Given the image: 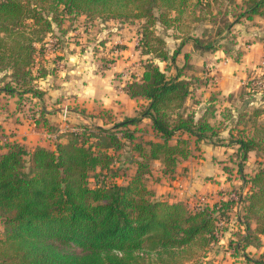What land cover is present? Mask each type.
Wrapping results in <instances>:
<instances>
[{"label": "trees", "instance_id": "trees-1", "mask_svg": "<svg viewBox=\"0 0 264 264\" xmlns=\"http://www.w3.org/2000/svg\"><path fill=\"white\" fill-rule=\"evenodd\" d=\"M224 1L233 2L0 0V72L4 74L0 94L18 98L20 105L41 100L44 93L36 81L57 73V68L44 67L37 58L45 56L46 36L61 28L65 16L144 21L140 54L146 57L140 73H131L124 86L131 99L145 102L137 116L111 127L93 121L73 127L61 135L55 150L37 147L31 152L17 143L0 145V264H155L149 262L152 255L157 259L166 256V264H211L194 262V256L206 254L219 241L220 224L231 223L232 217L244 228L243 245L234 248L261 247L264 123L256 124L255 118L263 114L262 108L241 114L243 119L252 110L248 129H238L240 120L231 128L230 142L239 146L242 163L251 152L261 158L253 175L242 174L238 201L191 209L183 202L157 199L147 185L155 161L162 162L164 174L173 176L180 161L191 156L192 142L217 137L221 128L210 122L215 118V104L201 117L187 106L204 84L186 73L188 55L175 75L161 69L159 63L174 62L185 43L174 34L182 43L170 57L157 28L176 29L187 13L195 16L199 10L202 15L196 22L204 21V8L212 14L213 6L221 8ZM234 8L219 11L226 22L218 38L230 37L239 23L264 17V0L235 2ZM192 39L196 50L213 52L223 47L216 40ZM62 60L58 55L52 62L57 67ZM247 88L239 98L250 97L257 90L250 84ZM44 115L40 107L34 119L39 122ZM225 115L229 120L233 117L230 110ZM144 120L150 121L152 139H147L150 131L143 127ZM119 158H124L123 163ZM124 165L127 171L133 169L131 174L124 172ZM236 206L239 210L234 212ZM242 254L240 264H264V258ZM182 256L186 259L180 263Z\"/></svg>", "mask_w": 264, "mask_h": 264}, {"label": "crops", "instance_id": "crops-1", "mask_svg": "<svg viewBox=\"0 0 264 264\" xmlns=\"http://www.w3.org/2000/svg\"><path fill=\"white\" fill-rule=\"evenodd\" d=\"M237 1L240 3L243 0ZM231 36L235 39L234 45L226 42V47L223 46L213 52L196 50L194 43L190 41L184 44L174 62L169 60L159 63L161 69L168 75H175L177 69L186 64V55H188L189 68L186 73L200 78L204 84L194 92L187 106L201 117L210 105L215 104V118H211L210 122L221 127L217 137L198 144L192 142L191 156L187 160L180 161L173 176L164 174L161 161L153 163L147 185L159 200L170 203L183 202L191 209L201 207L199 203L201 198L205 199L203 207L228 201L232 190H242V174L253 175L257 168L256 163L261 160L256 152H251L248 159L242 163L238 154L239 146L231 144L230 140L231 128L238 121L239 114L250 109L249 105L253 103L252 101L258 99L255 94L244 99L239 96L249 91L247 87L253 80H263L264 17L258 16L252 21L237 24ZM177 41L181 42V40ZM179 45L180 43L172 50H168L170 57ZM47 51L45 56L37 58V61L42 60L44 67L52 69L55 68L52 56L60 55L63 57L62 63L65 69L58 63L56 74L36 81L44 97L41 100H34L31 104L20 105L18 98L0 94V145L17 143L31 152L37 147L55 150L57 143L61 141V135L71 131L73 127L92 123V119L101 121L98 126L111 127L114 122L137 116L141 106L145 104L142 100L131 99L124 91L125 84L131 80V73L126 72L137 66L135 64L137 58L130 53V50L122 51L120 60L105 73L98 69L96 62L92 63L90 54L84 56L79 47L70 42L64 44L59 52ZM126 55H130L132 60L129 57L124 61ZM196 63L201 66L199 71L194 67ZM163 64H165L164 68ZM116 72H123L125 78L122 83L114 81ZM3 76L4 74L0 72V88ZM99 80H103L106 84L105 94L101 96H98L95 86ZM262 91L264 93V90ZM262 101L260 104L264 103V98ZM69 104L79 106V110L68 109ZM40 107L45 115L37 122L34 113L38 112ZM253 108L259 107L253 106L251 109ZM64 110H68L66 117ZM229 110L233 115L230 120L225 118V113ZM39 117L38 113L37 118ZM143 125L147 126L153 135L150 121L144 120ZM50 128L56 131L52 133ZM251 163L254 167L250 171L252 173H248L247 167ZM233 174L237 177H233ZM247 190L248 188H243V191ZM238 210L236 206L234 212ZM261 238L263 241L264 236ZM262 248L264 249V247L255 249Z\"/></svg>", "mask_w": 264, "mask_h": 264}, {"label": "rangeland", "instance_id": "rangeland-1", "mask_svg": "<svg viewBox=\"0 0 264 264\" xmlns=\"http://www.w3.org/2000/svg\"><path fill=\"white\" fill-rule=\"evenodd\" d=\"M235 2H238L237 0L232 1H224L221 6V8H218L216 6H213L212 14L210 11L205 10L203 11V20L196 22V18H199L200 16V10L196 13L195 16H192V13H187L183 17L182 25L180 27L177 26L176 29L171 30H164L162 27L157 28V34L161 37H163L166 40L167 44V50H172L177 44L179 43H190L192 41V37H199L202 41L205 43L211 42L213 40L222 42V46L226 47L225 43H229L231 45H234L235 39L234 37H229L226 35V38L221 39L222 37L218 38V31L219 29L223 28L226 18L222 17V15H219V11L222 13H225L226 10L228 11H234ZM202 15V14H201ZM192 16V17H191ZM221 16V17H220ZM229 20H232L230 17ZM144 21H117V20H109V19H101V18H87V16L81 15V16H65L63 19V23L61 28L54 30L52 35L46 36V42L48 43L47 50L52 51L55 53V51L59 52L63 49L64 44H68L69 42L72 44H75L79 47V50L81 53L84 54V56H87V53L90 54V60L92 63L96 62L98 65V69L103 73H105L106 70H110L114 67L115 63L120 60V53L125 50H130V53L133 56H136V65L134 66L133 70H128L126 73H140L139 67H141V61L146 59V57L141 56V36L140 33L143 30ZM71 34V35H69ZM174 34L178 35L180 38H182V42L177 41L174 39ZM64 41V42H63ZM177 41V42H176ZM193 42V41H192ZM91 44V45H90ZM68 46V45H67ZM221 46V47H222ZM66 47V46H65ZM190 48V47H189ZM188 48V49H189ZM46 50V52H48ZM136 50V51H135ZM125 60L126 61L129 57L130 60H132L131 56L126 55ZM53 58H56V56H52ZM119 58V59H118ZM53 60V59H52ZM94 61V62H93ZM63 65L62 61H59V66ZM167 66V65H166ZM162 67H165V64L162 65ZM196 70H200L201 66L196 63L194 65ZM57 68V67H55ZM54 68V69H55ZM64 68V65H63ZM129 67H126L128 69ZM65 69V68H64ZM124 69V70H126ZM125 73V72H124ZM116 76L114 77V81L123 82L124 76L123 72L119 73L116 72ZM123 76V79L121 77ZM263 81H264V75ZM254 81L250 83V85L253 84ZM248 84V83H247ZM92 85V83H91ZM94 85V84H93ZM97 87V94L98 96L104 95L106 90V84L103 82V80H99L97 84L95 85ZM255 95L258 97V99H254L251 105L249 107L257 106L258 109L262 108V111H264V103L263 102V89L256 88ZM235 99V98H233ZM256 102V103H255ZM241 104H239L238 107H240ZM68 109H75L79 110V106L74 104H69ZM250 108V109H251ZM237 112V111H236ZM251 112L250 110L246 117L241 119V113L238 116L239 121V128L238 129H248V124L251 119ZM117 118V117H116ZM123 117H121L122 119ZM118 119V118H117ZM257 123L258 125H261L264 123V112L261 114L258 118ZM92 121L96 124L101 123L100 120L92 119ZM96 121V122H95ZM237 121V122H238ZM254 121V120H253ZM144 128H146L143 125ZM247 127V128H245ZM235 135H237V132H234ZM147 139H152L151 132L148 133ZM123 155V154H122ZM119 155L120 157L122 156ZM121 160V163H123L124 158H119V161ZM124 172L127 171V166H123ZM254 165L251 163L247 167L248 173H252V168ZM133 169L127 171L128 174H131ZM227 171H225L226 173ZM250 175V174H247ZM237 177L236 174H233V177ZM233 179V178H231ZM242 191V190H241ZM237 192L239 193V190H232L230 192L231 194H234ZM229 199V198H228ZM0 232H3V228L0 226ZM244 233V228L238 227V224L235 222V218L232 217L231 223L222 224L220 233H219V241L211 246V248L206 252V254L202 253H196L195 254V260L194 262H201V263H211V264H240L242 262V253L245 251V253H249L252 257L257 258H264V249H255V244L253 247H248L246 250H237L235 249L234 245L240 244L243 245L242 237ZM261 247H264V240L261 244ZM243 251V252H242ZM262 252V253H261ZM149 258V262L152 263H158V264H166V256H163L162 259H157L155 255H152ZM186 256L179 257L180 263H183L182 260H185ZM164 260V262L162 261ZM183 264H192L190 261H185Z\"/></svg>", "mask_w": 264, "mask_h": 264}, {"label": "built area", "instance_id": "built-area-1", "mask_svg": "<svg viewBox=\"0 0 264 264\" xmlns=\"http://www.w3.org/2000/svg\"><path fill=\"white\" fill-rule=\"evenodd\" d=\"M60 67H61V65H60ZM253 81L254 82H253L252 86L254 88H259V89H263L264 88V81L262 79H255ZM67 113H68V110H64V117H66ZM229 199H232L234 201H238V195L236 193L231 194V195H229ZM199 203H200L201 207H198L197 209H202L203 206H204V203H205V199L201 198L199 200ZM222 224L223 223H221L220 226H222Z\"/></svg>", "mask_w": 264, "mask_h": 264}]
</instances>
